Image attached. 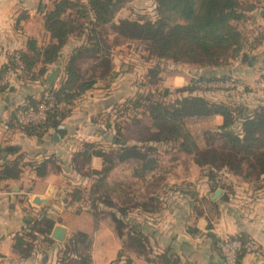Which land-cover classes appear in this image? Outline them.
Here are the masks:
<instances>
[{"label": "crops", "instance_id": "crops-1", "mask_svg": "<svg viewBox=\"0 0 264 264\" xmlns=\"http://www.w3.org/2000/svg\"><path fill=\"white\" fill-rule=\"evenodd\" d=\"M54 1L0 0V70L9 64L11 56L27 49L29 40H35L40 49L52 42L44 17L53 8ZM81 1L88 3V0ZM250 1L256 6L250 15L264 26V0ZM128 7L133 9V5ZM118 17L128 18L129 15L125 12ZM83 42L81 38L71 37L57 62L47 67L46 74L34 81L14 75L6 85L0 83L1 87L8 86L6 90H0V172L4 166L17 162L21 168L17 179H0V264H66L65 259H74L71 254L65 255L66 245L77 233L89 237L91 264H126V258L133 264H222L216 252V241L237 236L248 237L258 248L256 252L248 251L242 264H264V177L253 183L231 175L229 181L233 183L235 196L227 200L228 190L220 189V197L214 200L216 191H211L206 174L182 180V184L189 183L187 187L179 186L178 180L171 181L169 174L163 175L170 187L169 193L161 199L165 204L150 213L136 208L126 219L129 227L143 235L146 248L143 253L124 248L127 237L120 235L112 218L114 209L99 205L98 213L93 215L86 199L71 202L75 190L82 191L83 197H87L93 184L92 179L74 171L73 155L85 144H110L115 135L112 117L115 109L138 95L131 62L143 64L144 70L157 65V61L149 57L134 61L133 44H120L111 52L113 69L109 76L98 81L72 104L70 115L58 129L49 130L39 139L10 126L22 104L30 99L40 101L44 93L59 88L65 82L66 63ZM250 57L252 61L238 69H232V66L212 69L234 76L248 92L227 94L220 91V94L214 91L205 95L219 102H241L251 109L264 106V92L255 90L257 81L264 76V42ZM82 63L84 61L81 62L82 67L87 65ZM171 65L170 72L163 67L158 69L155 80H158L157 85L162 84L161 88L182 89L193 79L208 76L210 72L193 66ZM42 68L39 64L34 72L38 74ZM53 73L57 78L50 82L48 78ZM139 120L138 125L128 124V121L123 123L124 144L137 145L144 138L139 135L132 137V131L144 125L147 130L150 127L147 118L140 116ZM216 121L220 124L222 120L217 118ZM57 130L66 132L58 141L54 138ZM165 152V149L161 150L160 161ZM45 161L46 173L38 176L35 167ZM102 167V159H92L93 171H100ZM37 199L42 202L37 203ZM45 217L55 224L50 235L53 242H47L40 236L31 256L23 257L14 249L17 235ZM57 226L65 229L64 241L52 238ZM123 249L125 257L121 259L119 255Z\"/></svg>", "mask_w": 264, "mask_h": 264}, {"label": "trees", "instance_id": "trees-1", "mask_svg": "<svg viewBox=\"0 0 264 264\" xmlns=\"http://www.w3.org/2000/svg\"><path fill=\"white\" fill-rule=\"evenodd\" d=\"M129 1L88 0L87 4L81 0L54 1L53 8L44 17L45 28L51 34L52 42L40 49L35 40H29L27 49L11 56L9 64L0 70V78L9 69H13L18 78L34 81L44 76L47 67L57 62L71 37L81 38L84 42L74 50L66 63L65 82L59 88L49 90L59 106L49 112L47 121L39 125H20L15 115L10 126L39 139L49 130L58 129L61 122L70 115L72 104L111 73V52L118 45L107 40L108 29L117 39L146 45L148 57L157 61L150 76L154 82L158 69L163 67L165 70L171 64L202 69L229 68L248 43L251 32L246 25L258 20L250 15L256 9L250 0H154L153 9L148 14L136 19L117 20L118 13ZM90 13L94 20H91ZM263 42L264 35H261L245 54L243 66L252 61V52ZM16 57H19L22 69L16 65ZM83 60H89L87 67L81 66ZM39 64L43 68L37 74L34 69ZM232 77L229 74L202 76L193 79L188 86L173 91L156 87L154 91L138 95L115 109V116H112L115 135L112 142L106 146L100 143L85 144L72 157L74 171L92 179L93 184L87 197H83L82 191L75 190L71 202L86 199L92 207L93 215L98 213L99 205L114 209L112 218L120 235L127 237L124 248L143 253L146 251L144 237L134 227H129L126 219L136 208L150 213L165 204L161 199L169 193L170 187L163 176L156 175L162 149L167 153L176 150L192 158L199 167H208L206 178L211 191L227 189V200L235 196L229 176L234 175L253 183L261 180L264 177V106L251 109L241 102L215 101L205 94L214 91L231 94L230 90L199 85L200 82H219ZM7 88L0 86V90ZM243 91L248 92L246 88ZM41 102L44 99H30L16 110V114L36 109ZM139 115L147 118L150 123L147 136L137 145L124 144L123 123L128 121V124L138 125ZM217 118H221L220 124H217ZM193 121L213 124L205 131L208 142L206 147H200L192 133L189 123ZM216 140L221 143L219 146L214 144ZM93 158L102 159L103 167L100 171L91 169ZM46 163L35 167L38 176L45 175ZM122 164L134 166L133 176L142 183L147 184L151 180L157 182V186L162 183V188L158 191L157 187L154 192L147 191L143 196L128 198L122 203L116 202L106 188L111 173ZM0 174V179H17L21 175V168L18 162L9 164L4 166ZM112 193L114 195L116 190H112ZM54 225V221L46 217L36 220L27 230L17 235L15 251L27 258L34 252L40 236L47 242H53L50 235ZM231 239L242 244L237 254V264H242L251 240L245 236ZM89 248L88 235L75 234L64 251L65 255L71 254L74 259L67 258L64 262L91 264ZM216 252L222 259L219 241H216ZM123 257L124 249L119 255V258ZM125 263L133 264L129 258H126Z\"/></svg>", "mask_w": 264, "mask_h": 264}, {"label": "rangeland", "instance_id": "rangeland-1", "mask_svg": "<svg viewBox=\"0 0 264 264\" xmlns=\"http://www.w3.org/2000/svg\"><path fill=\"white\" fill-rule=\"evenodd\" d=\"M151 2L152 0H131L126 5L124 8L118 13V15L127 13L129 15L128 18H139V16H142L143 14H148L151 9ZM129 5H133V9L129 10ZM119 18V17H117ZM107 32V40L110 43L120 45V44H133V47L131 50H133L134 53V61L137 59L140 60H146L148 57V53L146 50V45L144 43H137V42H126L123 39H117L113 33H111V30H106ZM118 41V42H117ZM137 47V48H136ZM137 49V51L135 50ZM84 63L82 64H87L84 67L88 66V61L89 60H83ZM132 68H133V73H135V92L138 95H146L150 91H154L156 86L158 88H161V85H157L158 80L156 82L151 81V70L153 67H149L146 70L142 68L143 64L134 63L131 62ZM150 66V64L148 63ZM172 65L167 67L165 70L167 72L172 71ZM144 70V71H143ZM210 72L208 73V76H223V74L217 73L216 70L208 69ZM165 72V71H164ZM150 81V82H149ZM152 84V85H151ZM160 86V87H159ZM243 90V89H242ZM230 91V93H237L240 94L244 91ZM173 91V90H172ZM225 92V91H224ZM220 94H222L219 91ZM138 95L133 96V100L138 97ZM216 95H218L216 93ZM117 111V110H116ZM115 111V112H116ZM140 117V116H139ZM149 124V122L147 123ZM213 125L212 123L209 122H201V121H193L189 123L190 129L194 136L197 139V142L199 143L200 147H206V143L208 144L207 140V135L205 131ZM139 130V131H138ZM138 132V134L136 133ZM148 131L144 125V127L138 128L136 131H132V137L133 135H136V137L139 136H147ZM215 145L219 146L221 143L216 140L214 142ZM133 168L134 166H131L129 164H122L119 166H116L113 172L110 175V178L108 179V186L106 188V191H110L111 198L115 200L116 202L122 203L125 202V200H128V198H137L139 195H144L145 192L150 191L154 192L156 188L158 191L160 190L161 184L157 186V182L149 180L147 184L142 183L138 179H134L133 177ZM223 171V170H222ZM156 174L163 176L165 174H169V179L172 180H178L179 183L186 181V180H191L193 178H198L202 174H209V169L208 167H199L194 163V160L192 158H188L185 155L179 154L177 152L173 153H164L162 156V160L160 161L159 165V170L156 172ZM173 177V178H172ZM183 180V181H182ZM184 185L187 187L189 183H181L179 186L182 187ZM112 190H116V193L113 195ZM135 202V199H133V202ZM131 205V204H130Z\"/></svg>", "mask_w": 264, "mask_h": 264}, {"label": "built area", "instance_id": "built-area-1", "mask_svg": "<svg viewBox=\"0 0 264 264\" xmlns=\"http://www.w3.org/2000/svg\"><path fill=\"white\" fill-rule=\"evenodd\" d=\"M91 20H94L93 14L90 13ZM247 29L251 32L247 45L243 50L237 55V58L232 63V69H238L243 66L244 56L250 51L251 46L255 43L257 38L261 35H264V26L260 24L257 20L256 22H249L246 25ZM16 65L22 69L23 66L19 60V57H16ZM16 75L15 70L9 69L4 77L0 80L1 84H7L8 81ZM200 86H212L215 88H220L230 91H240L243 89L239 81L232 77L227 80L219 82H200ZM255 90L264 92V78H260L256 85ZM44 102L38 104L36 109H29L16 114V120L20 125H39L47 121L49 112L55 107L59 106L56 104L54 96L47 91L44 93L43 98ZM242 244L240 241L231 239L230 237H224L219 241V248L222 254V264H237V254L241 249ZM248 251L256 252L258 250L257 246L253 243L248 244Z\"/></svg>", "mask_w": 264, "mask_h": 264}, {"label": "water", "instance_id": "water-1", "mask_svg": "<svg viewBox=\"0 0 264 264\" xmlns=\"http://www.w3.org/2000/svg\"><path fill=\"white\" fill-rule=\"evenodd\" d=\"M56 78H57V74H56V73H53V74H51V76L48 78V80H49L50 82H55V81H56ZM65 134H66L65 131H63V130H57V131H56V135H55L54 138H55L56 141H58L59 139L64 138ZM221 192H222V191H221L220 189L216 191V193H215V195H214V200H216L217 198L220 197ZM36 202H37V203H41L42 200L37 199ZM65 234H66L65 229H64L63 227L57 226V227L54 229L53 233H52V238H54V239H56V240H58V241H64V239H65Z\"/></svg>", "mask_w": 264, "mask_h": 264}]
</instances>
